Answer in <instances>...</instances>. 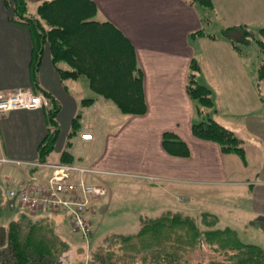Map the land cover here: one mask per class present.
Segmentation results:
<instances>
[{"label":"crops","instance_id":"crops-1","mask_svg":"<svg viewBox=\"0 0 264 264\" xmlns=\"http://www.w3.org/2000/svg\"><path fill=\"white\" fill-rule=\"evenodd\" d=\"M32 1L39 6L46 0ZM95 1L99 20L115 24L135 46L144 75L146 113L123 117L111 102L98 98L86 77L63 79L49 50L36 68L32 31L12 22V9L0 0V92L34 87L58 106L56 128L50 124L47 109L13 110L0 116V184L19 186L36 177L49 178L53 173L49 167H41L39 174H31L30 169L38 166L40 146L55 134L47 164L62 163L67 150L75 159L71 164L130 178L129 184L115 183L132 191L144 178L151 182L147 186L162 190L166 197L148 206L147 215L157 209L160 214L219 216L225 210L227 218L241 224H264V82L259 90L258 68L251 70L244 51H238L224 33L233 27L231 34H239L241 26L257 33L264 27V0H212V8L192 4V0ZM201 30L204 35H193ZM193 61L200 66L198 80L212 93L214 107L209 116L244 141L245 160L193 134L192 125L205 118L187 91ZM59 66L69 68L66 63ZM86 99L95 100L85 105ZM166 132L184 141L190 154L168 152L163 145ZM85 134H93L94 139L83 140ZM98 177L89 175L87 181L101 184ZM56 215L50 216L56 233L70 245L69 257L62 264L79 258L91 264L93 252L107 241L92 247L96 220L92 237L83 239L85 247L81 248L71 239L75 236L71 225V238L59 234ZM98 216L99 211L95 219ZM136 232H112L106 238Z\"/></svg>","mask_w":264,"mask_h":264},{"label":"trees","instance_id":"trees-1","mask_svg":"<svg viewBox=\"0 0 264 264\" xmlns=\"http://www.w3.org/2000/svg\"><path fill=\"white\" fill-rule=\"evenodd\" d=\"M5 4L12 9L10 20L27 26L33 33L36 68L40 66L41 57L48 47L63 79L76 80L86 77L98 98L111 102L122 114L136 116L146 113L144 75L135 46L115 24L97 19L98 6L95 0H46L38 6L35 14L28 12V0H5ZM192 4L206 8H212L214 5L212 0H192ZM63 11H66V14L59 18ZM239 28L243 31L241 41L248 43L253 39L260 51L262 60L258 67L257 84L260 90L264 82V27L257 33L246 29L245 26ZM234 29L226 28L224 33L229 36ZM193 35H204V31ZM232 43L238 51H242L235 41ZM62 63H66L69 68L60 67ZM199 70V63L193 61L187 91L190 99L195 102L198 113L205 117L201 122L192 125L193 134L200 139L216 142L224 153L234 152L245 160L244 141L233 130L209 116V111L214 107V100L210 88L198 80ZM94 100L86 99L83 102L86 105ZM47 110L50 124L56 128L58 106L50 103ZM81 116L83 113L80 114V119L79 116L76 117V122L81 120ZM54 140L55 134H50L40 146L38 163H48V157L54 149ZM163 145L172 154H190L187 144L172 132L164 133ZM63 157L62 163L75 162L73 154L67 150L64 151ZM40 169L39 166L31 167L30 171L34 172L31 174H39ZM11 185L0 184V209L6 205L13 207L19 204L9 195ZM41 213L46 215L35 218L34 214L24 210L19 218L10 224L8 230L0 229V264L61 263L70 251V245L56 233L50 218L52 212ZM203 216L216 219L208 214ZM113 238L127 242L133 248L132 251L144 253L143 260L151 262L150 264L170 261V264H175L174 261L185 247L180 244L185 240L188 245H196L188 247L189 249L207 244L215 247L220 255L227 252L224 259L219 261L217 257V262L214 263L264 264V248L257 244L245 243L235 229L226 227L200 231L195 219L182 213L166 212L143 223L134 234L115 235ZM92 257L91 264H116L96 251Z\"/></svg>","mask_w":264,"mask_h":264},{"label":"rangeland","instance_id":"rangeland-1","mask_svg":"<svg viewBox=\"0 0 264 264\" xmlns=\"http://www.w3.org/2000/svg\"><path fill=\"white\" fill-rule=\"evenodd\" d=\"M37 7L38 3L33 2L32 0H28L29 13L35 14ZM65 14L66 11H63V13H60L59 18H61V16L63 17ZM97 19L99 20V16H97ZM229 36L244 51L247 59L249 60L251 70H256L261 62V55L255 41L251 39L248 43H243L241 41V39L243 38V32H240L239 34H230ZM46 50H49L48 47ZM115 113L121 116L118 111ZM122 115L123 117H128L124 114ZM1 174H3L2 169H0V182L2 180ZM102 174L103 173L96 176H99L98 181H100L101 184H105V186H107L108 196L101 203L98 218L94 219V221L96 220V229L94 238L91 241L92 247L94 248V246L98 242H104L105 240H107L108 242H106L100 248L101 250L96 249L95 251L101 253L104 257H107L110 262L116 264H150L151 262H145L143 260L145 256L144 253H141V251H139L138 253L136 251H132L133 248L129 246L127 242L116 240L113 237H106L108 235H111L112 232H136L140 229L143 223L149 221L151 218L160 216V211H157V209H155L156 211H154V213L150 215L144 213V210L148 206H151L153 202L155 205H157V200L166 197V194L159 188H155L154 185L152 187L147 186L146 183H149L150 181L145 178L138 182V184H140L141 186L137 185V190L132 191L128 186H125V184L120 185L115 183L123 181L129 184L131 183V181L129 180L130 178L119 177L115 174ZM157 183L162 182L157 181ZM171 197L174 198L173 196ZM155 208L157 207L155 206ZM24 210L26 209L18 203L13 207H9L8 205L3 206V208L0 209V229L8 230L10 224L13 221H16L19 218L20 213H22ZM45 215V213H37L34 214V217L39 218L40 216ZM192 217L195 219L200 231L207 229H223L227 226H230L238 230L241 235V239L245 243L258 244L264 248V224H241L234 221L232 217L227 218L225 210H220L219 216L214 214V217L216 218L214 220H212L213 218L210 217L205 218L202 214L199 213L194 214V216ZM55 224L58 226L59 234L61 236H63L64 238L70 237L69 234L71 233L72 229L71 231L69 229V225H71V223L67 212H65L64 210L57 212ZM71 239L74 243H77L79 247H85L83 237L75 235L74 238ZM185 242L187 241L185 240ZM185 242L180 244L185 245V247L182 248L179 253V257L174 261L175 264H213L214 262H217L215 261L217 260V257L220 259L219 261H221L227 256V252H223L224 254L220 255L215 247L207 244H203L200 247L197 246L195 249H189L188 247L196 245H188ZM81 253L83 254V252ZM68 255L69 252L60 261V264H62L69 257ZM149 258L151 259V257ZM84 263L85 262L82 261L81 258H79L76 261L71 260L68 264ZM170 263L171 261L162 264ZM154 264L158 263L154 262Z\"/></svg>","mask_w":264,"mask_h":264},{"label":"built area","instance_id":"built-area-1","mask_svg":"<svg viewBox=\"0 0 264 264\" xmlns=\"http://www.w3.org/2000/svg\"><path fill=\"white\" fill-rule=\"evenodd\" d=\"M49 106L50 99L30 87L0 92V116H5L13 110H38ZM81 137L83 140L94 139L92 134ZM39 166L53 169L52 175L49 178L36 177L17 187L11 186L9 195L32 214L64 210L69 215L73 233L90 240L99 203L108 195V188L102 184L88 182L87 177L99 175L103 171L71 163Z\"/></svg>","mask_w":264,"mask_h":264}]
</instances>
